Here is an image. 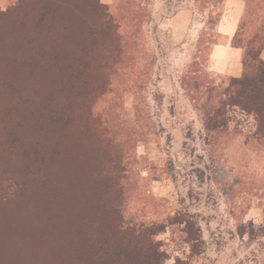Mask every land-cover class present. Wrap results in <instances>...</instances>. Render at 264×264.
I'll return each mask as SVG.
<instances>
[{
    "label": "trees",
    "instance_id": "trees-1",
    "mask_svg": "<svg viewBox=\"0 0 264 264\" xmlns=\"http://www.w3.org/2000/svg\"><path fill=\"white\" fill-rule=\"evenodd\" d=\"M242 22L231 42L242 75L228 78L205 127L223 126L218 117L236 107L254 115L264 139V26L243 42ZM118 29L101 0H19L0 10V245L11 264H51L43 251L62 264H165L156 237L174 225L189 255L200 250V229L185 214L127 220L122 172L110 158L100 164L105 123L92 104L122 60Z\"/></svg>",
    "mask_w": 264,
    "mask_h": 264
},
{
    "label": "rangeland",
    "instance_id": "rangeland-1",
    "mask_svg": "<svg viewBox=\"0 0 264 264\" xmlns=\"http://www.w3.org/2000/svg\"><path fill=\"white\" fill-rule=\"evenodd\" d=\"M223 3L114 0L107 5L119 27L123 56L92 104L105 123L98 138L107 157L100 164L107 168L110 158L122 172L127 220L158 224L179 212L201 232L195 255H189L182 227L160 233L156 240L167 255L165 264L177 258L189 264H264V139L254 115L228 107L218 117L226 124L205 127L208 110L218 105L228 83L210 59L212 46L224 41L215 30ZM242 19L244 42L264 26V0H244ZM5 251L0 245V256L11 264ZM41 259L62 264L59 253L43 251Z\"/></svg>",
    "mask_w": 264,
    "mask_h": 264
},
{
    "label": "crops",
    "instance_id": "crops-1",
    "mask_svg": "<svg viewBox=\"0 0 264 264\" xmlns=\"http://www.w3.org/2000/svg\"><path fill=\"white\" fill-rule=\"evenodd\" d=\"M15 0H0V9L10 7ZM114 0H101L105 5L112 4ZM224 13L219 17L215 30L222 36V43L214 44L210 50V59L216 73L228 78H238L242 75V50L232 45V38L235 35L239 22L244 13V0H224ZM176 16H172L174 19ZM264 61V52L260 54Z\"/></svg>",
    "mask_w": 264,
    "mask_h": 264
}]
</instances>
